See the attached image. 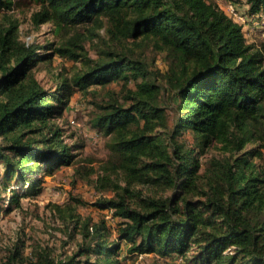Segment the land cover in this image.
<instances>
[{
    "label": "trees",
    "instance_id": "obj_1",
    "mask_svg": "<svg viewBox=\"0 0 264 264\" xmlns=\"http://www.w3.org/2000/svg\"><path fill=\"white\" fill-rule=\"evenodd\" d=\"M34 1L39 6L34 23L52 22L64 39L42 53L45 45L19 38L17 18L9 15L0 23V161L5 177L0 186L18 174L33 188L41 181L40 169L75 165L77 154L63 144L60 129L51 136L44 131L51 118L63 116L76 90L123 80L132 103L120 104L113 94L105 105L98 104L101 112L93 120V127L113 135L110 145L118 162L111 169L127 174L125 185L111 183L106 174L96 180L102 188L112 184L115 194L96 204L120 218L117 233L104 220L84 222L89 241L69 258L39 252L32 264H123L124 242L128 255H177L189 264H264V41L248 42L242 24L215 0ZM15 3L0 0V10L10 11ZM246 4L250 14L264 10V0ZM81 28L93 35L105 28L117 41H153L166 53L165 80L178 100L168 141L152 133L167 122L146 62L115 50L104 51L103 60H91ZM56 54L86 67L63 77L58 89L47 90L31 67ZM131 81L135 89L127 86ZM186 130L196 134V150L179 142ZM213 143L227 156L213 157L203 168L201 155ZM136 179L174 190L167 196L146 193L132 187ZM68 216L77 228L80 214L70 208ZM16 257L19 250L10 258Z\"/></svg>",
    "mask_w": 264,
    "mask_h": 264
},
{
    "label": "rangeland",
    "instance_id": "obj_2",
    "mask_svg": "<svg viewBox=\"0 0 264 264\" xmlns=\"http://www.w3.org/2000/svg\"><path fill=\"white\" fill-rule=\"evenodd\" d=\"M215 1L228 15L242 24L248 42L260 45L264 41V10L250 14L246 0ZM232 6L236 13L231 11ZM38 8L34 0H16L12 10H0V23L5 22L9 15L17 18L19 38L29 45H45L46 48L39 49L44 53L50 51V43L56 46L64 38L55 33L52 22L40 25L34 23L32 17ZM81 31H85V46L93 61L103 60L104 51L115 50L133 54L146 62L149 70L155 75L154 82L159 89L157 102L164 109L167 122L166 126L156 125L152 133H158L168 141L178 100L165 80V73L169 68L166 53L158 50L153 41L113 40L106 34L105 28L96 29L95 32L99 35H93L85 28H81ZM85 67L80 60L56 54L49 61L36 63L31 70L47 90H56L63 77H71ZM127 86L136 88L134 81ZM126 90L123 80L113 81L107 86L92 85L84 91L76 90L63 116L49 120V127L44 133L51 136L54 129H60L63 144L71 147V152L77 154L74 166L63 165L44 171L40 169L38 178L41 177V181L33 188L24 180H20L18 174L3 180L0 186V264L9 261L13 262L12 264H32L39 252L61 259L69 258L82 243L89 241L88 238L85 239L82 231V225L87 221L98 223L104 220L110 232L113 235L117 233L120 218H117L112 210L102 209L96 204L97 201L115 194L111 188L112 184L102 188L96 184V180L99 175L106 174L111 183L114 181L125 185L127 174L121 168L111 169L118 162V156L110 145L113 135H106L103 130L93 127V120L101 112L99 105H105L113 94L120 104L128 107L132 101L127 98ZM178 140L189 148H198V138L191 130L184 131L178 136ZM256 145L257 143L248 146ZM205 148L201 155L203 168L209 166L211 158L227 156L226 150L218 143ZM260 162V166L264 168V158ZM107 167L110 169L107 170ZM3 170L4 164L0 161L1 179L4 176ZM132 187L157 196H167L174 190L152 188L138 179L133 181ZM195 197L197 198V195ZM70 208L75 209L81 216L77 228L75 221L68 216ZM126 248L127 244L124 242L121 255L123 264H189L186 258L181 259L177 255L165 257L155 252L128 255ZM17 250L19 257L11 259ZM189 254L191 252L187 256ZM84 258L86 257L83 256L82 259Z\"/></svg>",
    "mask_w": 264,
    "mask_h": 264
},
{
    "label": "built area",
    "instance_id": "obj_3",
    "mask_svg": "<svg viewBox=\"0 0 264 264\" xmlns=\"http://www.w3.org/2000/svg\"><path fill=\"white\" fill-rule=\"evenodd\" d=\"M231 8H232L231 11H232L233 13H236V9H235L233 6H232Z\"/></svg>",
    "mask_w": 264,
    "mask_h": 264
},
{
    "label": "crops",
    "instance_id": "obj_4",
    "mask_svg": "<svg viewBox=\"0 0 264 264\" xmlns=\"http://www.w3.org/2000/svg\"><path fill=\"white\" fill-rule=\"evenodd\" d=\"M248 5V4H247ZM245 6H246V4H245Z\"/></svg>",
    "mask_w": 264,
    "mask_h": 264
}]
</instances>
